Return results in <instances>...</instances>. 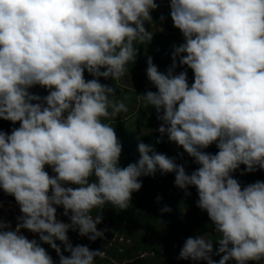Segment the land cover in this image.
Returning <instances> with one entry per match:
<instances>
[{
  "label": "clouds",
  "instance_id": "clouds-1",
  "mask_svg": "<svg viewBox=\"0 0 264 264\" xmlns=\"http://www.w3.org/2000/svg\"><path fill=\"white\" fill-rule=\"evenodd\" d=\"M169 5L184 43L173 46L165 72L148 57L146 75L156 91L138 99L162 122L157 143L167 136L199 165L190 174L142 142L138 161L119 167L122 144L105 122L129 109L100 78L120 80L136 61L137 42L151 41L145 24L156 0H0V120L19 124L0 130V189L21 212L14 229L0 220V264H56L42 244L59 264H95L105 252L73 246L69 230L91 242L104 239L97 227L103 209L127 210L142 188L139 178L157 168L174 172L186 196L195 188L196 206L218 236L219 261L205 235L187 238L178 259L264 264V181L242 186L233 176L241 165V175L264 171V0ZM37 85L48 94L29 91ZM212 144L215 154L204 151ZM58 207L69 223L57 219Z\"/></svg>",
  "mask_w": 264,
  "mask_h": 264
},
{
  "label": "trees",
  "instance_id": "trees-1",
  "mask_svg": "<svg viewBox=\"0 0 264 264\" xmlns=\"http://www.w3.org/2000/svg\"><path fill=\"white\" fill-rule=\"evenodd\" d=\"M145 27L147 29L146 24ZM160 43L158 40L149 42L145 40L143 44L137 42L136 61L132 65H127V73L124 77L117 81L111 78H100L101 83L116 89V99L124 101L129 109L127 113H121L118 117L107 119L105 122L113 126L114 129H121L124 133L122 139L127 145L122 148L119 167L124 168L130 163L138 161V144L142 142L151 145L155 152L173 159L177 165L184 166L186 172L190 174L199 165L181 147L169 142L167 136L163 137L162 142L157 143L161 137L156 130L162 122L157 119L154 108L138 99V95H142L146 91H156L146 75L148 57L153 59V63L159 71H166L162 66V47L158 48ZM170 63H172L171 60L169 66ZM85 78L92 79L93 77L85 72ZM193 80L194 74L189 69V84ZM204 151L215 154L218 149L215 144H212ZM234 178L243 186L242 179L236 176ZM139 179L142 181V188L132 195L131 203L126 210L130 212V221L124 233L128 230L136 253H145L153 258L148 260L145 257H137L138 259L135 258L131 264H161L162 260L179 249V245L184 244L187 238L201 235H205L207 239L213 241L212 258L219 261L221 256L215 254L219 247L215 243L218 236L214 232L207 213L202 212L196 206L198 196L195 188H189L188 191L191 192V195L186 196L185 192L174 184L175 173H162L159 168L153 176H141ZM158 196L162 197L159 202H157ZM165 205L171 209L170 212L161 211ZM42 246L52 256L56 264H59L56 252L47 244H42ZM60 246L63 250V245ZM64 254L69 255L67 252ZM127 254L126 250L121 253L120 250L114 248L106 253L105 258L97 257L95 264H124V257ZM256 263L254 261L247 262V264ZM228 264H237V262L230 260Z\"/></svg>",
  "mask_w": 264,
  "mask_h": 264
},
{
  "label": "rangeland",
  "instance_id": "rangeland-1",
  "mask_svg": "<svg viewBox=\"0 0 264 264\" xmlns=\"http://www.w3.org/2000/svg\"><path fill=\"white\" fill-rule=\"evenodd\" d=\"M156 2L159 4V7L158 9L154 10L151 13L153 21L147 22L146 25H147V29L153 34L151 40H158L159 42H161L158 48L162 47V66L163 69L166 70L169 66L168 64L171 60V54L174 50L173 46H179L183 44L184 38L179 32V30L173 27V22L170 17L169 0H156ZM161 16H163L165 19L161 20L160 19ZM182 70H183L182 68L179 67L177 68V72ZM29 91L41 97H44L45 95L48 94L46 89L41 88L38 85L29 89ZM12 127H19V124L17 123L16 125H12L11 122L0 120V130L10 132ZM115 132L118 140L121 142L123 146L122 148L126 147L127 144L122 139V134L124 133L121 131V129H117V128L115 129ZM243 169L244 166L241 165L240 169L233 173V176L242 179L243 186L250 183H254L257 180L264 181V176H263L264 171L258 170L253 173H245L241 175V171ZM45 170L49 173V175H55L51 167L45 166ZM99 213L100 210L96 209L93 210L91 214L93 215V217H95ZM20 215L21 212L14 197L6 195L2 191V189H0V220H3L5 222H10L12 228L14 229L17 224V217ZM102 215H103V221L97 227L98 230H105V238L97 239L95 242H91L87 239V237H81L77 231L69 230L68 237H69V241L72 243L73 246L87 245L91 250H102L105 252V254L113 250L114 248L115 250H120L121 253L126 250L128 254L125 255L124 257L125 260L124 264H131L133 263V260L135 258L138 259L139 257L140 258L145 257L148 260L153 258L151 257V255L145 253L143 254L136 253L133 249L132 241L129 238L128 230L126 231V233H124L127 226L129 225L130 212H127L126 210L120 211L119 209H113L109 205L103 209ZM57 219L62 220L66 223L70 222L68 217L63 215L62 207L57 208ZM22 234L25 235L30 240L31 239L39 240L38 234L31 233L27 230H22ZM183 245L184 244L181 243L178 247L179 249H176V251L172 255L165 257L162 260L163 262L161 264H206L205 261L193 262L191 260L178 259L179 252L183 247Z\"/></svg>",
  "mask_w": 264,
  "mask_h": 264
}]
</instances>
